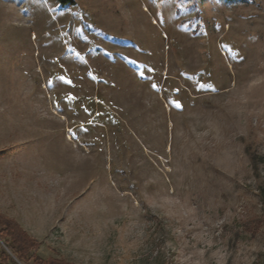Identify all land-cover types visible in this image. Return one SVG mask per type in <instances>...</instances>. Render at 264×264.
Listing matches in <instances>:
<instances>
[{"label": "rangeland", "instance_id": "1", "mask_svg": "<svg viewBox=\"0 0 264 264\" xmlns=\"http://www.w3.org/2000/svg\"><path fill=\"white\" fill-rule=\"evenodd\" d=\"M0 158L42 259L264 264V0H0Z\"/></svg>", "mask_w": 264, "mask_h": 264}, {"label": "trees", "instance_id": "2", "mask_svg": "<svg viewBox=\"0 0 264 264\" xmlns=\"http://www.w3.org/2000/svg\"><path fill=\"white\" fill-rule=\"evenodd\" d=\"M58 5H70L74 0H56ZM0 240L14 257L21 263H27L29 257L32 264H69L67 262L31 254L38 247L37 241L32 238L15 220L0 213ZM0 264H18L0 245Z\"/></svg>", "mask_w": 264, "mask_h": 264}, {"label": "crops", "instance_id": "3", "mask_svg": "<svg viewBox=\"0 0 264 264\" xmlns=\"http://www.w3.org/2000/svg\"><path fill=\"white\" fill-rule=\"evenodd\" d=\"M2 160L0 158V168L2 166ZM6 166V164H5ZM4 178H2L0 176V213L12 218L13 216V213H11L10 209H8L9 207H6V204H4L2 201L4 198H6L7 194H9L8 190L10 189V186H9V180L7 178L6 175L3 176ZM12 189V188H11ZM24 229V228H23ZM25 230V229H24Z\"/></svg>", "mask_w": 264, "mask_h": 264}, {"label": "water", "instance_id": "4", "mask_svg": "<svg viewBox=\"0 0 264 264\" xmlns=\"http://www.w3.org/2000/svg\"><path fill=\"white\" fill-rule=\"evenodd\" d=\"M0 244L1 246L6 250V252L18 263L21 264V262H19L14 255L7 249V247L3 244V242L0 240Z\"/></svg>", "mask_w": 264, "mask_h": 264}]
</instances>
